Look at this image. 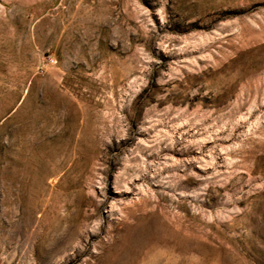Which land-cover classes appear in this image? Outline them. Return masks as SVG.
<instances>
[{
  "label": "rangeland",
  "instance_id": "374dc122",
  "mask_svg": "<svg viewBox=\"0 0 264 264\" xmlns=\"http://www.w3.org/2000/svg\"><path fill=\"white\" fill-rule=\"evenodd\" d=\"M0 264H264V0H0Z\"/></svg>",
  "mask_w": 264,
  "mask_h": 264
}]
</instances>
